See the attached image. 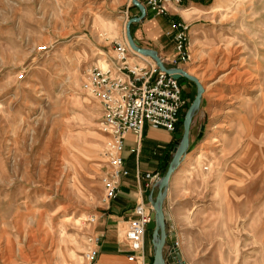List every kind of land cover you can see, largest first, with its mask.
<instances>
[{"label": "rangeland", "instance_id": "374dc122", "mask_svg": "<svg viewBox=\"0 0 264 264\" xmlns=\"http://www.w3.org/2000/svg\"><path fill=\"white\" fill-rule=\"evenodd\" d=\"M173 2L166 6L188 26L190 59L170 63L173 42L157 40L168 67H183L203 91L166 186L163 255L177 240L181 264H264V0ZM135 8L132 0H0V264L92 261L112 137L81 83L109 62L115 41H127ZM180 78L182 133L196 84Z\"/></svg>", "mask_w": 264, "mask_h": 264}, {"label": "built area", "instance_id": "2783aa9c", "mask_svg": "<svg viewBox=\"0 0 264 264\" xmlns=\"http://www.w3.org/2000/svg\"><path fill=\"white\" fill-rule=\"evenodd\" d=\"M167 1L169 0H142L141 3L157 15H165L168 12ZM177 1L174 0L173 3ZM164 34L173 42V58L170 63L178 66L179 63L188 61L190 52L187 24L172 19L170 27ZM114 44L109 62L105 66L94 65L89 68L81 83V88L99 103L103 122L112 137L109 171L102 177V202H108L116 196L118 178L127 174L119 156L125 133L132 131L140 135L146 124L173 132L185 103L179 78L160 69L149 55L131 51L126 40L115 41ZM130 52L137 60L133 64L128 62ZM160 58L168 67L167 58L162 56ZM145 177L150 178V174H145ZM151 211L150 204L138 202L134 206L135 217L128 220L122 229V240L133 253L130 258L136 253H143V240ZM98 240V235H95L94 246L88 252L92 259L97 253ZM178 247L179 242L173 240L167 245V251L179 256Z\"/></svg>", "mask_w": 264, "mask_h": 264}, {"label": "crops", "instance_id": "0c3cea01", "mask_svg": "<svg viewBox=\"0 0 264 264\" xmlns=\"http://www.w3.org/2000/svg\"><path fill=\"white\" fill-rule=\"evenodd\" d=\"M133 9L134 6L130 8L131 11ZM137 9L136 12L139 10ZM172 19H178L176 12L172 10L165 15H157L145 6L144 18L136 22L138 26L134 30L131 29L134 42L140 47L156 50L159 56L168 57L170 53L162 52L164 45L157 39L170 27ZM143 41L148 45L140 43ZM181 86H183L182 83ZM178 125L179 123L173 132L146 124L140 135L132 131L125 133L119 156L122 158L123 168L127 170V174L119 176L116 196L108 202H102L96 211L94 232L99 237L98 249L90 264H153L154 246L149 235L150 229L147 228L144 235L143 253H136L130 258L133 253L122 240V228L128 220L135 217L134 206L138 202L151 205V199L158 191V181L178 144L179 138L175 136L176 133H180ZM132 148L137 149L132 151ZM181 159H184V155ZM176 172L174 170L171 174L170 183ZM147 173L150 174V178L145 177ZM165 201L166 198L163 200L164 209ZM169 236L172 237L173 234L169 233ZM170 242L168 240V243ZM165 264L175 263H169L166 260ZM176 264H181V262L178 261Z\"/></svg>", "mask_w": 264, "mask_h": 264}, {"label": "water", "instance_id": "95a60500", "mask_svg": "<svg viewBox=\"0 0 264 264\" xmlns=\"http://www.w3.org/2000/svg\"><path fill=\"white\" fill-rule=\"evenodd\" d=\"M134 5L139 9L140 14L138 16L131 17L127 24H126V39L129 44V46L142 54L149 55L152 57L156 64L159 66L160 69L171 73L174 77L180 78L181 76H184L190 80H192L196 84V94L189 104L183 118V132L182 133H176L175 136L179 138V142L174 150V153L172 155V158L163 174V176L158 181V191L153 199H151V206H152V212L150 214V221L147 224V228L152 230V243L154 246V261L153 264H165L166 260L171 263H176L179 261V256H166L163 255V248L166 243V231H165V225H164V211H163V199L165 196L166 186L168 184L169 178L171 174L174 172L176 167L178 166L180 159L185 153L186 148L188 146V140H189V126L191 122V117L194 112V110L197 108L200 102V97L203 91V86L199 82V80L194 77L193 75H190L186 73L182 68L179 67H166L164 63L162 62L160 56L156 52V50L151 48H144L138 46L130 33V23L133 21H139L141 20L145 15V7L139 0H132Z\"/></svg>", "mask_w": 264, "mask_h": 264}, {"label": "bare ground", "instance_id": "6f19581e", "mask_svg": "<svg viewBox=\"0 0 264 264\" xmlns=\"http://www.w3.org/2000/svg\"><path fill=\"white\" fill-rule=\"evenodd\" d=\"M129 47H130V46H129ZM131 51H134V50L131 48ZM184 71H185V70H184ZM185 72L188 73L187 71H185ZM189 156H190V155H189ZM170 256H174V255H173V254H170ZM177 262H178V261H177ZM177 262H176V263H177ZM173 263H174V262H173ZM176 263H175V264H176Z\"/></svg>", "mask_w": 264, "mask_h": 264}, {"label": "trees", "instance_id": "16d2710c", "mask_svg": "<svg viewBox=\"0 0 264 264\" xmlns=\"http://www.w3.org/2000/svg\"><path fill=\"white\" fill-rule=\"evenodd\" d=\"M181 115V114H180ZM181 121V119H179L178 123Z\"/></svg>", "mask_w": 264, "mask_h": 264}]
</instances>
